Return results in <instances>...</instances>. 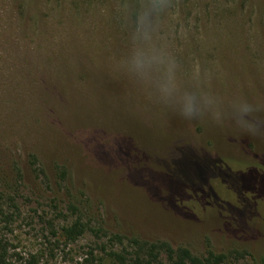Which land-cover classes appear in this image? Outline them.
Returning a JSON list of instances; mask_svg holds the SVG:
<instances>
[{"label":"rangeland","instance_id":"374dc122","mask_svg":"<svg viewBox=\"0 0 264 264\" xmlns=\"http://www.w3.org/2000/svg\"><path fill=\"white\" fill-rule=\"evenodd\" d=\"M147 3L0 0V171L15 180L12 162L23 170L11 183L21 215L6 234L16 264L98 254L102 234L65 245L59 232L55 244L45 221L70 223V202L109 234L264 257V127L246 134L237 115L248 105L264 125V0H169L155 18L153 44L176 60L180 94L196 98L188 118L159 92L158 74L128 68Z\"/></svg>","mask_w":264,"mask_h":264},{"label":"trees","instance_id":"16d2710c","mask_svg":"<svg viewBox=\"0 0 264 264\" xmlns=\"http://www.w3.org/2000/svg\"><path fill=\"white\" fill-rule=\"evenodd\" d=\"M17 10L21 16L26 11L24 6H20ZM21 31L26 35L31 31V28L23 26ZM0 43L2 42L0 41ZM6 44L10 45V43ZM28 164L34 172L45 175L35 155H29ZM10 166H12V172L15 173V180L10 178L8 173L0 171V264H16L18 261L22 262L23 259L18 253L12 252L11 244L6 235L11 231L12 223L21 215V209L17 202V189L16 187L12 188L11 183H15V186L17 183H21L23 170L17 161H13ZM57 169L59 178L63 181V178L67 177V172L61 167ZM239 197L244 200L243 203L246 202L247 209L251 210L250 203L242 195H239ZM57 204H59L58 201H52L51 207L57 215H62L63 211L58 209ZM65 210L75 218L70 223L61 226L59 230L54 227L53 220L45 221L47 229L56 239L55 244L59 242V232L65 245L74 243L86 232H91L96 236L102 234L106 237L105 242L101 241L95 244L98 254L93 248H90L86 253L87 256L79 264H264V257L255 259L246 250L233 249L226 253H216L208 250L205 254L198 255L184 246L172 247L167 241L163 240L148 241L138 237L109 234L105 232L101 225H97L95 228L92 227V216L84 213V210L79 208L76 203L70 202ZM84 217L87 220H84ZM246 217L247 215H244V218ZM25 264H38V261L34 256H31Z\"/></svg>","mask_w":264,"mask_h":264},{"label":"clouds","instance_id":"9594fccd","mask_svg":"<svg viewBox=\"0 0 264 264\" xmlns=\"http://www.w3.org/2000/svg\"><path fill=\"white\" fill-rule=\"evenodd\" d=\"M169 0H148L136 13L133 33L134 46L127 61L128 68L141 80H150L158 74L157 88L169 100L179 105V115L188 118L196 113V98L189 94L181 95L176 78V60L164 48L153 44L157 30L155 18L167 6ZM253 109L242 105L237 110L242 132L258 135L264 127L252 118Z\"/></svg>","mask_w":264,"mask_h":264}]
</instances>
